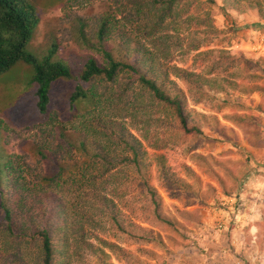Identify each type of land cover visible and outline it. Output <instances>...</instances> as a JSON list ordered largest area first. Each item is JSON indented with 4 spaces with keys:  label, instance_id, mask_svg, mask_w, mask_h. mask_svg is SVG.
Returning a JSON list of instances; mask_svg holds the SVG:
<instances>
[{
    "label": "rangeland",
    "instance_id": "obj_1",
    "mask_svg": "<svg viewBox=\"0 0 264 264\" xmlns=\"http://www.w3.org/2000/svg\"><path fill=\"white\" fill-rule=\"evenodd\" d=\"M30 1L37 8L39 23L28 52L42 59L52 44L58 45L56 59L68 65L77 79L90 58L102 62L99 50L103 47L115 59L140 66L148 78H159L167 92L177 95L184 108L192 112L190 121L199 127L200 133L194 130L185 133L180 129L174 110L154 101L138 76L130 73H121L108 86L99 81L93 90L96 104L81 102L80 112L71 111L68 104V96L77 81L59 80L51 89L49 114L40 115L36 108V87L31 84L33 69L20 61L0 76V154L9 156L13 166L4 196L10 198L15 192L21 196L30 187L38 191L34 184L36 177L40 173L52 175L56 163L68 159V146L62 135L78 141L86 130L91 134L96 124L102 126L104 120L116 122L127 131V137L141 141L148 153L147 171L159 207L155 209L151 200L142 195L139 174L132 171V178L122 182L119 190L122 200H117L118 206L114 207L121 220L124 219L122 224L126 229L122 232L112 221L101 217V226L94 229V235L125 251L126 256L120 257L106 249L108 264H175L187 262L186 256L194 250L196 255H205L206 240L198 242L195 236L230 233L231 217L218 214L229 212L232 203L238 207L246 185L253 175H258L247 154L246 143H259L264 137V92L260 93L264 90V19L256 9L239 15L223 0L214 4L199 0L204 9L187 0L184 5L190 7V13L198 17L208 13L211 17L208 20L213 27L211 34L207 37L203 33L207 32L205 25L200 24L198 37L204 40L200 51L212 53L197 56L187 48L176 49L169 58L171 61L160 58L162 66L157 69H161L162 75L151 71L150 60L135 53L143 46L152 50L153 47L135 30L136 23L124 17L133 10L134 0ZM105 17L109 19L110 33L100 43L95 33ZM173 65L203 75L210 83L193 84L190 88L170 74V80L176 82L171 85L164 78V68ZM145 105L150 109L144 110ZM157 119H163V123L159 125ZM94 138L104 147L109 146L101 135ZM113 150L117 153L114 146ZM39 151L49 158L42 159ZM160 153L165 155L173 176L192 185L190 190L173 185L170 191L177 196H171L155 164V155ZM111 185L107 183L106 191ZM82 192L86 194L88 189ZM2 199L0 188V237L5 222ZM88 232H93L91 227ZM91 242L98 246L95 239ZM258 243L264 254V239ZM1 246L0 264H8ZM16 252L21 253V247ZM84 255L75 264H97L94 257Z\"/></svg>",
    "mask_w": 264,
    "mask_h": 264
},
{
    "label": "trees",
    "instance_id": "obj_2",
    "mask_svg": "<svg viewBox=\"0 0 264 264\" xmlns=\"http://www.w3.org/2000/svg\"><path fill=\"white\" fill-rule=\"evenodd\" d=\"M207 1L210 4L216 2ZM184 2L187 0H134L133 10L124 15L127 21H134L135 30L152 43L153 50L143 46L135 53L151 61L153 72L159 71L162 74L161 69H157V66L161 65L160 58L168 60L176 49L187 48L189 52H196L197 56L212 53L200 51L204 40L199 39L200 24L205 25L207 32H202L207 37L213 30L208 21L210 15L207 13L206 16H195L194 12L190 13V7L185 6ZM193 2L204 6L199 0ZM223 2L239 15H245L249 9H256L264 19V2L260 0ZM38 23L37 8L30 0H0V76L20 61L30 66L33 69L31 84L36 87V108L40 115L49 114L51 89L59 80L74 78L77 81L68 96V104L71 111L80 112L79 103L96 104L93 90L99 81L108 86L114 83L121 73H130L138 76V81L154 101L158 100L165 107L174 110L180 129L185 133H192L193 130L200 133L199 127L190 121L192 112L184 108L177 95L167 92L159 83V78H148L146 73L140 71V66L115 59L111 51L103 47L99 50L102 62L90 58L77 79L73 77L68 65L56 59L58 45L52 44L47 54L38 59L27 50ZM185 24L187 27H184ZM109 30V19L102 18L95 33L100 43L105 41ZM234 61L237 62L236 59ZM164 69V78L171 85H176V82L170 80V74L184 81L190 88H193V84L210 83L203 75L175 65L166 66ZM262 92L264 90L260 93ZM147 108L145 105L144 110L150 109ZM104 122L102 126L96 124L91 134L90 130H86L78 141L62 135L68 146V159H63V163L57 162L52 175L40 173L36 177L34 184L38 187L37 192L30 187L25 193L21 192V196H18V192L10 198L4 196L8 187L7 178L13 175V166L9 156L3 157L0 154V188L5 221L0 245L3 247L2 253H6L8 264H75L82 261L85 253L94 257L97 264H108L109 255L106 249L120 257L126 256L123 248L93 234L94 229L102 224L99 217L112 221L122 232L126 229L122 224L124 219L121 220L114 207L118 206L117 200H122L119 195L120 186L123 181L132 178V171L139 174V184L143 187L142 195L151 200L155 209L159 207V202L147 171L150 165L147 163L148 153L141 141L134 136L127 137V131L118 123L109 120ZM155 122L161 125L163 119H157ZM146 124H149L148 121ZM144 128L147 130V126ZM98 134L108 140V147H104L100 140L94 138ZM39 156L44 160L49 158L41 151ZM155 164L167 190L170 191L173 185L186 190L192 188L183 178L173 176L167 167L165 155H155ZM107 183L112 184L108 191ZM84 189H88L86 194L82 192ZM170 192L171 196H177V193ZM158 216L161 214L158 213ZM94 217H97V220ZM90 227L93 230L91 234L88 232ZM92 239L98 242V246L91 242ZM19 247L21 253L16 252Z\"/></svg>",
    "mask_w": 264,
    "mask_h": 264
},
{
    "label": "crops",
    "instance_id": "obj_3",
    "mask_svg": "<svg viewBox=\"0 0 264 264\" xmlns=\"http://www.w3.org/2000/svg\"><path fill=\"white\" fill-rule=\"evenodd\" d=\"M260 140L259 143L253 141L257 144L246 143L247 154L258 175H253V180L246 185L245 193L240 196L242 203L237 204L239 208L232 203L229 212L218 214L231 217L230 233L195 236L198 242L206 240V254L196 255L193 249L194 252L186 256L187 262L175 264H264V254L258 243L264 239V137Z\"/></svg>",
    "mask_w": 264,
    "mask_h": 264
}]
</instances>
